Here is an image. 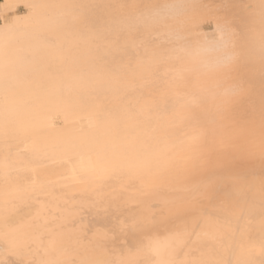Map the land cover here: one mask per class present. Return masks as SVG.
<instances>
[{
  "label": "flooded vegetation",
  "instance_id": "obj_1",
  "mask_svg": "<svg viewBox=\"0 0 264 264\" xmlns=\"http://www.w3.org/2000/svg\"><path fill=\"white\" fill-rule=\"evenodd\" d=\"M152 1L157 2L0 0V224H12L14 214H21L28 203L42 199L36 218L0 231L7 241L3 243L8 253L14 257L28 259L32 254L37 257L32 261L51 256L60 257L62 264H82L97 249L89 244V233L75 226L78 208L84 203L90 208L92 196L102 187L110 186L116 195L135 190L136 194L133 192L125 200L126 208L166 204L162 201L167 192L166 178L179 175L174 138L186 131L188 124H197L201 112L198 106L203 111L211 103L210 113L222 88L211 76L213 64L207 49L203 53L201 44L185 39L187 29H165L164 21L173 22L170 28L178 27L187 16L197 14V8L202 13L208 7L203 6L202 0H180L155 17L134 13L136 18H130V8L140 9ZM161 13L167 20L160 17ZM70 16L76 20L66 22ZM153 17L157 19L154 24ZM175 20L180 21L178 26ZM181 30L183 37L178 36ZM122 45L166 50L158 55L149 50L148 55L142 53V65L133 67L136 76L131 71L130 78L125 77L128 70L131 74L130 65L127 69L117 63L112 65V58H117V49ZM132 77L144 81L143 89L150 96L153 93L150 100L147 96L138 103L126 100L134 88ZM160 101L164 105L173 102L176 107L162 123L153 125L157 117L151 112ZM168 153L174 157H167ZM29 167H34V171H29ZM69 167L74 169L75 177L65 179ZM32 174L34 182H25ZM67 197L77 201L58 200ZM57 215L59 219L55 218ZM68 245L70 248H66ZM105 250L102 246L100 251ZM30 260L28 263H33Z\"/></svg>",
  "mask_w": 264,
  "mask_h": 264
},
{
  "label": "bare ground",
  "instance_id": "obj_2",
  "mask_svg": "<svg viewBox=\"0 0 264 264\" xmlns=\"http://www.w3.org/2000/svg\"><path fill=\"white\" fill-rule=\"evenodd\" d=\"M208 2H211V4L209 3L210 6H206ZM208 2L205 5L202 0L203 6L208 7L206 8L207 10L205 8L204 10L200 9L202 13L198 12V8L195 7L197 8V19L199 16L205 19L211 18L214 16L213 14L219 15L216 20H219V26L222 27H218V24L214 26L217 27L214 28L217 30V35H214L213 31L207 38L189 36L190 32H188L187 28L185 39L196 41L203 46V53L206 49L210 53L208 58L211 59L213 64L211 65L212 70L210 73L215 81L214 83L222 88L220 95L214 101L210 113L211 103L206 102L207 105L203 107V111L198 106L200 113L194 109L195 111L193 112L200 114L199 117L197 116V124H188L186 131H180L177 133V137L174 138V150L176 149L175 153H177L175 154L177 156L175 168L179 175L166 178L167 192L162 196V201H165V205L156 203V205L150 204L139 208H136L137 206L133 209L126 208L124 205L126 199L122 197L124 194L116 195L114 189L109 188L110 186L106 188V186L96 192L94 197L92 196L93 205L91 204L90 208L86 206V203L78 208L79 216L75 226L81 227V230L89 233V244L91 243L92 247L97 249V252L94 254L90 253L89 256L85 257L81 261L82 264H264V0H208ZM212 3H216V6L218 4V7L214 8L215 10L213 8L210 9ZM166 5L163 8L170 7L168 4ZM173 6L176 7L175 5ZM213 6L216 7L215 4ZM130 9L133 10L132 8ZM149 10L151 11V7ZM152 11L155 13L154 10ZM132 13L133 16L130 18L135 19L136 16L134 12ZM194 15L191 14V17L195 18ZM134 16L135 18H133ZM162 16L164 15L161 13ZM147 17L149 16L147 15ZM180 18L178 19L180 20ZM94 19L96 20V18ZM150 19L148 20L151 21ZM72 20L74 21V18L65 19L66 22H71ZM218 20L215 23H218ZM155 21L157 19H154L152 23L154 24ZM175 21L178 26V21ZM133 22L136 23V20H133ZM164 22L167 23L168 21ZM191 23H193V20ZM158 24L161 25L160 22ZM181 24L180 26H183V23ZM209 24L208 26H210ZM169 25L167 23L165 29H181V27L176 26L175 28H173L174 26L170 28ZM162 27L160 29H163ZM190 28L192 30V26ZM208 28L210 30L211 26ZM178 34V36L183 37L184 31L182 32L181 30V34ZM224 40L227 41V46L222 48V53L231 57V60L227 63H222L224 56L216 51ZM132 46H127L128 48H125V46L123 48L119 47L120 49H117V58H112V63H114L112 65L117 63L120 68L123 67L125 69L131 65L130 61H138L140 57V60H142V53H147L148 48L145 49V52H141V48L136 49V47ZM150 48L152 49L153 47ZM137 50L138 52L136 53ZM159 50L156 51L157 55L160 53ZM130 54H134V58L126 60ZM157 55L155 53V56ZM140 60L138 62L141 64L142 61L140 62ZM126 64L128 66H125ZM132 64L134 63L132 62ZM133 67H130V72H135L136 67L135 69ZM132 72L128 74V70L125 77L129 75L131 78L130 75L133 76ZM132 78V84L135 81V85H131L134 86V88H131L134 90L130 89L126 100L138 103L145 99L146 96L150 100L153 93L150 92L151 96L148 95L146 93L147 89L144 90L141 86L144 84L140 82L141 79L138 78L139 80L137 79L136 81L134 77ZM138 87L142 88L139 89ZM164 106L158 102L157 109L151 112L157 117V119H153V125L162 123L165 116H169V111L167 114L163 112L169 105H166L165 109L163 108ZM170 108L168 107V109ZM205 110H207V115H205ZM194 117L196 118V116ZM177 121L180 120L177 119ZM194 126H197V130L193 129ZM153 132L155 131L153 130L152 134H154ZM186 135L189 136L187 140L185 139ZM148 137L150 138V135ZM146 138L145 136L144 140ZM151 140L148 139L147 144ZM171 142L174 143L173 140ZM142 146L144 147V145ZM152 148L150 149L151 151ZM169 156L174 157L173 154L169 155L168 153L167 157ZM169 165H171L172 169H175L174 164L170 163ZM161 175L164 174L162 173ZM149 182L151 181L149 180ZM138 187L139 185L136 188ZM127 189L130 188L128 187ZM134 193L136 194V191ZM161 195L160 193L158 198ZM79 198L82 197L79 196ZM137 199L139 198L137 197ZM152 208L156 209L152 210ZM24 211V214H21L23 217L20 218L26 219L25 217L28 214L26 213L27 211ZM12 217L10 220L15 225L19 217H17L18 220L14 216ZM14 220H17V222ZM70 246L68 245L66 248H70ZM102 246L105 247V252L100 251ZM97 254L98 257H96ZM36 258L32 254L28 257L29 260H36ZM40 258L39 261L30 260L33 263H28L27 258L23 259H25L27 264L64 263L59 261L60 257L44 256ZM15 259L18 258L14 256L10 258L8 256L6 244H0V261H4V264H17ZM23 259L21 260L23 261ZM64 260L67 261L68 259L64 257Z\"/></svg>",
  "mask_w": 264,
  "mask_h": 264
},
{
  "label": "rangeland",
  "instance_id": "obj_3",
  "mask_svg": "<svg viewBox=\"0 0 264 264\" xmlns=\"http://www.w3.org/2000/svg\"><path fill=\"white\" fill-rule=\"evenodd\" d=\"M164 1H166V2H164ZM176 1H180V0H176ZM175 0H160V1H158L157 3H156V5H155V7L156 8H154V11H155V13L153 12L152 14H157V12H161L163 9V7H164V4L166 5V4H172V3H175L176 2ZM211 1V0H210ZM164 2V3H163ZM170 2V3H169ZM207 2H208V0H207ZM207 2H204L205 3V5H206V3ZM3 3V2H2ZM154 1H153V3L151 2V4L150 3H148L147 4V6L146 5H143L142 7L144 8V10H142V11H140V9H143V8H140V9H136L135 10V8L133 9V7H132V9L133 10H130L131 12H136V16H140L142 13H144L143 14V17H147V15L148 16H151L150 14H151V11H152V7L154 6ZM161 5H160V4ZM203 3V4H204ZM211 4V2H208L207 3V5L206 6H210V4ZM152 5L153 4V6H150V5ZM158 4V5H157ZM215 4V6H216V3H214ZM213 3H212V6H211V8L210 9H212L213 8V10H215L217 7H218V4H217V6L216 7H214L213 5H214ZM160 5V6H159ZM145 7H146V9H145ZM150 7H151V11L149 10L150 9ZM158 7H160L159 8V10H158ZM215 8V9H214ZM130 12V13H131ZM149 12V14H147ZM214 16H212L211 18H205V19H202V17H198V19H197V17H196V14L194 15L195 16V18L192 16L191 17V15L190 16H187V19H188V21H187V19H185V22H182L183 23V26H178V27H181V29H191L190 27L192 26V29H195V28H197V29H195V30H192L188 35L189 36H198V37H208V35H211L212 33L211 32H213L214 31V35H217V30H215L214 28H217V27H214V26H216L217 24L219 25V20H218V23H215V22H217V20H216V18L219 16H217V15H215V14H213ZM216 16V17H215ZM160 17H161V15H160ZM189 17V18H188ZM69 18H74V20H76L75 19V17H69ZM191 18H193V19H191ZM66 19V18H65ZM194 19H196L195 21H194ZM190 20V21H189ZM193 20V23H191V21ZM200 20V21H199ZM190 22V23H189ZM195 22V23H194ZM209 22H210V24H209ZM168 24H172V22H167ZM167 23H166V25H167ZM185 23H187L188 24V26H187V24H185ZM208 24L211 26V28H210V30H209V26H208ZM182 25V24H181ZM201 25V26H200ZM204 25H206L207 26V28H203V26ZM217 25V26H218ZM185 26V27H184ZM194 26H195V28H194ZM213 26V27H212ZM184 27V28H183ZM173 28H175V27H173ZM212 30V31H211ZM194 31V32H193ZM211 33V34H210ZM139 48H141V52H145V49L143 48V45H138L137 47H136V49H139ZM154 48V49H153ZM152 49H153V51L155 50V52L156 51H158L159 49V52H161V53H163L165 50H166V48H159V49H155V47H153ZM147 49V48H146ZM152 49L151 48H148L147 50H151L152 51ZM163 49H165V50H163ZM168 50H170V49H168ZM133 51L135 52V50L133 49ZM138 52V50L136 51V53ZM158 52V53H159ZM131 56V57H130ZM140 57V56H139ZM134 58V54H130L129 56H128V58L126 59V60H131V59H133ZM140 59H141V57H140ZM140 59H138V61L140 60ZM137 60V59H136ZM138 61H135L136 62V64H138L139 62ZM132 62L134 63V64H132ZM131 62V65L129 66V68L130 67H133V66H135V62L134 61H132ZM138 62V63H137ZM128 64V63H127ZM125 65V66H128V65ZM139 80V79H138ZM140 82L142 83V82H144L142 79L140 80ZM155 94V93H154ZM168 103H170V104H168ZM167 104H165V105H169L168 107H171L170 109H168V107H166V110H164L165 109V107H163L164 109V113H167L168 111L171 113V110H173L174 109V107H176V104L175 103H173V102H168ZM160 105H162L163 106V101H161L160 103H159ZM174 106V107H173ZM168 109V110H167ZM169 113V114H170ZM196 128V129H195ZM194 130H197V126L195 127L194 126V128H193ZM185 139L187 140V139H189V136L188 135H186V137H185ZM184 139V140H185ZM24 148V145L22 146V149ZM3 155V154H2ZM1 152H0V159H1ZM28 170L29 171H34V167L32 168V167H29L28 168ZM74 169L73 168H71V167H69L68 168V171H67V173L66 174H64V178L65 179H71V178H74L75 177V175L73 174V171ZM70 175V176H69ZM0 177H1V175H0ZM34 180H35V178H34V174H32V175H30V177H28L26 180H24L25 182H29V183H31V182H34ZM91 191H92V189H90ZM135 190H133V191H130L131 193H133ZM131 193L129 194V193H126V194H122L123 196V198L124 199H128L130 196H131ZM62 194H64V193H62ZM126 195V196H125ZM52 196H54V197H56L57 195H55V194H53ZM58 197H60V196H58ZM58 200H61L62 202H66V203H69L70 201H72L73 200V203H75L76 201H77V199H71V198H61V199H58ZM127 203H133V202H127ZM33 204V205H32ZM41 205H42V199H37V200H34V201H32V202H30V204L28 203L26 206H25V211H27L26 213L28 214V215H26V217H25V215H24V217L26 218V219H24V218H20V217H23L21 214L23 213V211L24 210H22V212H21V214H20V212L19 213H16V214H14V217L18 220V218L17 217H19V220H18V222H17V220H14V221H16L17 223L14 225V223H12V224H10V223H4V224H0V231L1 230H4V229H7V228H14V227H19L20 225H22L23 223H25L26 221H29V220H31V219H34V218H36V215H37V213L39 212V210H40V207H41ZM30 206V207H29ZM29 208H30V210H29ZM29 211H28V210ZM153 209H156V208H152V210ZM24 211V212H25ZM17 214H19V215H17ZM24 214V213H23ZM21 215V216H20ZM28 218V219H27ZM55 218H58L59 219V215H57V216H55ZM24 219V220H23ZM21 220H23V221H21ZM0 240H4L5 242H7L3 237H2V234H0ZM1 242V241H0ZM17 258V257H16ZM21 259H23V258H18V259H15V261L17 262V264H24V262H26L25 261V259H23V261L21 260Z\"/></svg>",
  "mask_w": 264,
  "mask_h": 264
},
{
  "label": "snow or ice",
  "instance_id": "obj_4",
  "mask_svg": "<svg viewBox=\"0 0 264 264\" xmlns=\"http://www.w3.org/2000/svg\"><path fill=\"white\" fill-rule=\"evenodd\" d=\"M218 27H222V26H219V25H218ZM226 46H227V41L224 40L223 43H222V45H221L219 48L216 49L217 52L221 53V54L224 56V60L222 61V63H227L228 61L231 60V57H230V56H228V55L225 54V53H222V48H223V47H226ZM189 118H190V117H189ZM8 256H9L10 258H12V257L14 256V254H13L12 252H9V253H8ZM0 264H4V261H0ZM24 264H27V262H24Z\"/></svg>",
  "mask_w": 264,
  "mask_h": 264
}]
</instances>
